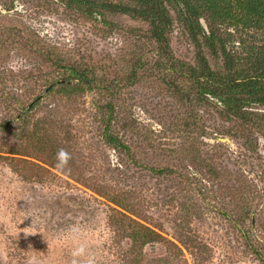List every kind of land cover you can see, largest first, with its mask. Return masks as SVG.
<instances>
[{"label": "rangeland", "instance_id": "obj_1", "mask_svg": "<svg viewBox=\"0 0 264 264\" xmlns=\"http://www.w3.org/2000/svg\"><path fill=\"white\" fill-rule=\"evenodd\" d=\"M171 14L165 56L147 21L0 0V264H264V105L201 98Z\"/></svg>", "mask_w": 264, "mask_h": 264}, {"label": "trees", "instance_id": "obj_2", "mask_svg": "<svg viewBox=\"0 0 264 264\" xmlns=\"http://www.w3.org/2000/svg\"><path fill=\"white\" fill-rule=\"evenodd\" d=\"M121 1L64 0L66 5L78 7L96 19L110 12L147 21L151 36L165 56L171 54L169 34L174 25V10L195 44L196 65L186 72L201 98L213 100L227 113L241 118L246 117L247 108L264 105V44H247L251 30L264 32V0ZM236 42L246 51L245 55L236 54ZM204 48L223 59L225 72L211 67ZM2 127H6V122H0ZM106 137L113 144L121 143L112 134L106 133Z\"/></svg>", "mask_w": 264, "mask_h": 264}, {"label": "clouds", "instance_id": "obj_3", "mask_svg": "<svg viewBox=\"0 0 264 264\" xmlns=\"http://www.w3.org/2000/svg\"><path fill=\"white\" fill-rule=\"evenodd\" d=\"M58 156L61 158V162H63V157H64V153H63V150H61L59 153H58ZM71 231L73 232V233H76V232H78V229L77 228H72L71 229ZM26 233V232H25ZM42 233V232H41ZM27 234V233H26ZM76 253H74V255H75ZM30 264H37V261H36V259L35 258H32L31 259V261H30Z\"/></svg>", "mask_w": 264, "mask_h": 264}]
</instances>
